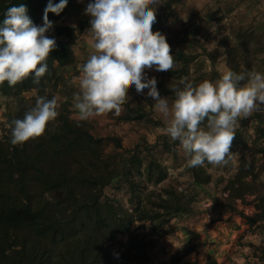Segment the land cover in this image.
Segmentation results:
<instances>
[{
    "label": "trees",
    "instance_id": "16d2710c",
    "mask_svg": "<svg viewBox=\"0 0 264 264\" xmlns=\"http://www.w3.org/2000/svg\"><path fill=\"white\" fill-rule=\"evenodd\" d=\"M174 1L182 0H167L169 9ZM58 2L53 0V3ZM76 2L68 0L60 13L50 11L47 14L54 27L51 37L55 38L56 46L46 58L48 71L39 83L34 84L30 74L14 86L10 87L6 82L0 84V95L13 97L15 103L7 112L5 123L8 126L3 127L5 133L0 136V264H154L148 248L157 245L158 239L151 238L148 244L138 234L132 233L121 252L113 250L110 242L119 234L130 232L137 220L158 223L150 230L153 235L171 217L188 215L194 210L190 200L177 203V196L170 187L165 189L168 196L157 193L143 203L138 187L144 185L145 179H135V175L145 174L147 181L159 183L162 173L158 172L160 164L156 161H150L145 170L142 169L143 158L138 145L123 148L115 136H96L89 120L78 121L70 116L67 100L58 107L57 117L46 124L43 134L23 144L9 143L10 122L22 118L25 111L34 106L37 96L47 99L55 96V89L63 80L64 72L75 66L74 44L78 30L87 23L72 25L58 21L71 11ZM14 4H24L34 24L43 21L47 0H0V19L6 8ZM155 14L152 30L166 35L163 15ZM194 26L196 32L186 27L183 37L193 35L196 38L199 27ZM235 35V42L225 50L227 64L234 71H247L251 58L246 45L253 33L244 30V33L239 31ZM167 42L173 55V67L159 71L155 78L159 94L171 97L168 85L188 73L187 68L196 55L172 39ZM217 59V55L212 56L213 72L218 77L220 74L215 68ZM243 63L247 66L240 70ZM198 81L199 78L193 80L194 83ZM32 90L36 96L29 101L24 92ZM122 103L128 109L131 107L127 100ZM133 110L132 113L123 112L119 118L136 121L150 119L143 107L136 106ZM251 118L257 122L256 130H261L263 112L254 111ZM240 139L233 142L246 148L247 143L242 137ZM110 140L114 146L106 150L102 144ZM254 151L261 153L263 164H257L242 153L236 171L229 176L225 186L231 200L240 199L249 203L246 196L255 195L254 206L258 212L254 215L231 205L251 225L264 219V180H260L264 173V146L256 147ZM188 170L200 185L212 180V174L205 166ZM116 179L129 186L131 202L137 199L133 208L124 207L116 198L105 195L104 188ZM165 232L161 230V233ZM184 254H175L169 264H179ZM210 264L219 263L211 259Z\"/></svg>",
    "mask_w": 264,
    "mask_h": 264
},
{
    "label": "rangeland",
    "instance_id": "374dc122",
    "mask_svg": "<svg viewBox=\"0 0 264 264\" xmlns=\"http://www.w3.org/2000/svg\"><path fill=\"white\" fill-rule=\"evenodd\" d=\"M88 2L89 0H77L71 11L58 21L72 25L87 23L78 30V38L74 44L75 66L64 72L63 80L55 89L59 107L67 100V111L73 118H77L73 107V93L78 88L70 81L79 76L77 66L82 65L92 51L89 43L91 33L88 30L90 16L84 12ZM157 3L159 4L155 13L163 15L167 27L166 40L172 39L196 55L187 68L188 73L179 78L186 77L192 81L199 78L198 82L217 79L213 72L212 56H218L215 68L221 74L225 68H229L226 48L235 42V33H244V30L253 33L246 45L251 58L249 70L264 72V0H182L174 1L171 9L166 5L167 0H157ZM42 24L43 21L37 25ZM194 24L199 27L197 37H183L184 28L190 27L194 31ZM45 34L49 37L54 34L53 24ZM244 65L247 66L243 63L239 69H243ZM145 71L148 77H157L159 72L154 68ZM126 92L131 106L129 109L122 103L119 115L109 112L88 119L93 125L94 134L99 137L115 136L121 141L123 148H134L138 145V151L143 158V170L150 161L160 164L158 172L162 173V178L159 183L147 181L145 174L135 175V179H145L144 185L138 187L143 203L150 201L157 193L168 196L165 189L170 187L177 196V203L190 200L194 211L188 215L171 217L153 235L150 230L158 223L137 220L131 226L130 232L119 234L110 242L112 249L118 252L124 250L133 233L145 239L148 244L151 238L158 239L157 245L148 248L154 264H169L172 256L182 255L184 252L179 264H210L211 259L219 264H264V219L251 225L231 207L234 205L246 214L254 215L258 212L254 206L255 195H247L249 203H243L240 199H229L228 191H225L227 180L236 171L242 153L257 164H263L261 153H256L254 149L264 146V124L257 131V122H253L251 118L253 113L247 118L238 119L233 141L241 140L242 137L247 147L243 148L242 144L232 141V160L220 165L205 162L204 166L212 174V180L208 184L200 185L194 181L186 167V156L179 143L172 141L161 131L164 125L160 116L152 110L153 101L146 95L147 89L137 93L134 86L130 85ZM24 96L32 101L36 92L26 91ZM14 104L13 97L0 95V136L5 133L3 127L8 126L5 123L7 112ZM136 106L143 107L150 119L136 121L119 118L123 112H134L133 107ZM261 112L264 114V110ZM102 145L109 150L114 143L110 140ZM260 180H264V173ZM96 187L99 188L98 185ZM258 188H262L260 183ZM104 192L105 195L116 198L124 207L133 208L137 202V199L130 201L129 186L117 179L109 183ZM161 230L166 232L161 233Z\"/></svg>",
    "mask_w": 264,
    "mask_h": 264
},
{
    "label": "clouds",
    "instance_id": "9594fccd",
    "mask_svg": "<svg viewBox=\"0 0 264 264\" xmlns=\"http://www.w3.org/2000/svg\"><path fill=\"white\" fill-rule=\"evenodd\" d=\"M68 0H47L43 24L36 25L24 4L6 8L0 19V84L14 86L30 74L34 84L48 71L46 58L55 48V38L45 33L52 27L48 12L60 13ZM157 0H89L84 12L90 16V52L79 76L73 107L84 121L111 112L119 115L129 99L127 86L137 93L147 89L152 110L162 122L161 131L178 141L186 156V167L220 165L232 160L230 146L238 119L264 110V72L225 68L217 79L194 83L181 77L168 85L172 96H161L156 78L146 69L167 71L173 55L165 35L153 31ZM56 96H37L22 118L10 122L12 145L23 144L43 134L46 124L58 115Z\"/></svg>",
    "mask_w": 264,
    "mask_h": 264
}]
</instances>
